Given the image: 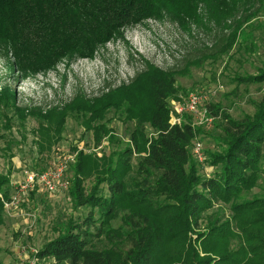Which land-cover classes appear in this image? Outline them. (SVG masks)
<instances>
[{
	"label": "trees",
	"instance_id": "trees-1",
	"mask_svg": "<svg viewBox=\"0 0 264 264\" xmlns=\"http://www.w3.org/2000/svg\"><path fill=\"white\" fill-rule=\"evenodd\" d=\"M262 8L264 0H0V57L21 78L36 76L66 60L94 58L111 41L124 39L129 27L165 19L190 32L213 26L229 31L215 51L228 53L244 42V28ZM178 74L145 61L128 82L106 84L91 99L79 93L45 113L19 107L16 91L0 84V131L12 128L9 111L21 122L28 115L53 119L83 113L91 127L104 112L115 110L135 116L134 130L145 136L136 147L111 154L93 174L90 190L80 179L92 175L88 158L80 156L70 193L89 211L80 221L70 220L64 233L38 249L39 255H51L57 264H264V194L243 198L264 179V97L255 101L253 114L240 119L210 105L224 121L222 150L208 153L215 171L204 177L192 149L200 129L191 120L169 122ZM237 80L264 83V69ZM146 126L155 134L149 135ZM9 185V173L0 171V191L7 197ZM217 204L224 206L216 209ZM3 215L0 199V226Z\"/></svg>",
	"mask_w": 264,
	"mask_h": 264
},
{
	"label": "rangeland",
	"instance_id": "rangeland-1",
	"mask_svg": "<svg viewBox=\"0 0 264 264\" xmlns=\"http://www.w3.org/2000/svg\"><path fill=\"white\" fill-rule=\"evenodd\" d=\"M192 30H183L168 19L149 20L127 28L124 39L111 41L94 58L66 60L56 70L26 78L13 73L7 59L1 56L0 84L16 91L19 107L41 108L45 113L49 108L72 102L79 93L91 99L106 84L128 82L145 68V61L163 70L176 69L180 73L176 76L178 93L170 98L169 122L176 117L177 104L184 103L190 93L202 97L199 111L207 109L212 121L200 124L199 113H184L181 119L191 120L200 129L193 142V154L195 143L201 142L202 159L195 154L194 157L200 174L210 177L215 167L210 165L208 153L222 150L224 125L210 105L218 104L233 118L240 119L246 113L253 114L256 102L264 97V83L246 84L237 80L238 76L255 75L264 69V8L244 28L247 34L244 42L228 53L215 51L229 31L222 32L216 26L212 31L197 27ZM239 45H242L240 50ZM8 113L13 123L10 130L0 131V171L9 173L10 195L24 180L26 168L30 172H45L57 163L68 165L64 175L67 188L53 194L38 189L31 191L21 198L17 207L8 213L4 211V224L0 226V264H46L35 256V251L64 233L70 220L80 221L89 211L85 206H77L70 193L80 156L88 158L87 167L92 175L84 180L85 176L80 174V179L90 190L94 185L93 174L108 158H113L111 154L127 146L136 147L135 143L141 144L145 136L136 133L135 116H128L125 111L104 112L91 127L87 126V116L83 113H69L64 118L57 115L53 119L28 115L22 122L14 111ZM146 130L149 135L155 134L150 126ZM8 143L13 145L6 151ZM137 161L135 154L134 168ZM259 184L243 198L263 195L264 179ZM223 206L217 204L215 208ZM223 210L226 216L231 214L228 207Z\"/></svg>",
	"mask_w": 264,
	"mask_h": 264
},
{
	"label": "built area",
	"instance_id": "built-area-1",
	"mask_svg": "<svg viewBox=\"0 0 264 264\" xmlns=\"http://www.w3.org/2000/svg\"><path fill=\"white\" fill-rule=\"evenodd\" d=\"M202 101V97L196 93H190L184 103L177 104L175 112L176 117L171 122L172 125L181 124V115L184 113H199L200 124L210 123L212 121L207 116L208 110L204 112L199 111V107ZM194 154L197 158L202 159L203 145L201 142H197L194 145ZM68 169L67 162L57 163L50 171L45 172H30L27 168L24 170V180L20 181L15 186V191L9 197L5 193L0 192V199L4 206L5 212H10L13 208L17 207L23 196L29 194L31 191L45 190L51 194L58 190H63L68 187V184L64 182V175ZM35 256L42 258L46 261V264H57L55 258L51 255L41 256L38 254V250L35 251ZM34 264V263H32Z\"/></svg>",
	"mask_w": 264,
	"mask_h": 264
}]
</instances>
